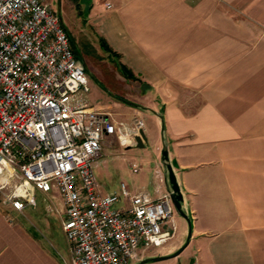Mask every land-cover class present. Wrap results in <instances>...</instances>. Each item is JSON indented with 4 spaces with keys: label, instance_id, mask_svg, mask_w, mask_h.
I'll return each mask as SVG.
<instances>
[{
    "label": "crops",
    "instance_id": "0c3cea01",
    "mask_svg": "<svg viewBox=\"0 0 264 264\" xmlns=\"http://www.w3.org/2000/svg\"><path fill=\"white\" fill-rule=\"evenodd\" d=\"M77 3L84 4L81 23L93 45L117 58L126 81L120 96L134 103L118 99L111 109L93 108L115 121L142 119L146 137L143 147L123 148L106 136L93 163L99 166L102 149H122L110 157L121 159L117 170L135 166L144 180L128 186L132 193L170 192L160 154L163 128L184 198L188 220L175 212L174 235L161 247H140L132 261L264 264V0ZM131 148H151L152 157H127ZM119 187L96 184L102 195ZM27 208L0 204V264H71L66 238V252L55 248L35 231ZM157 256L169 257L150 260Z\"/></svg>",
    "mask_w": 264,
    "mask_h": 264
},
{
    "label": "built area",
    "instance_id": "2783aa9c",
    "mask_svg": "<svg viewBox=\"0 0 264 264\" xmlns=\"http://www.w3.org/2000/svg\"><path fill=\"white\" fill-rule=\"evenodd\" d=\"M62 19L43 0H0V204L22 211L58 192L71 264H129L175 231L170 192L96 189L92 163L114 136L134 146L144 122L115 121L89 100V78ZM132 171L137 168L132 166Z\"/></svg>",
    "mask_w": 264,
    "mask_h": 264
},
{
    "label": "rangeland",
    "instance_id": "374dc122",
    "mask_svg": "<svg viewBox=\"0 0 264 264\" xmlns=\"http://www.w3.org/2000/svg\"><path fill=\"white\" fill-rule=\"evenodd\" d=\"M51 9L60 10V16L70 36L75 42V48L84 59L86 69L93 74H87L89 78V100L91 104L97 109H111L112 105L119 104L118 100L122 90L124 81L121 77L122 71L118 65L117 58H112L106 55L104 50H100L93 45L95 38L90 34L89 30L81 23V15L83 14L84 4H78L80 0H43ZM59 5V6H58ZM100 83L96 81V78ZM133 92V91H132ZM132 96L131 94H128ZM123 99H127L120 96ZM122 149L116 147H109L105 150L102 149V155L99 158V166L93 163L92 170L94 173L97 186L105 183L108 187L114 184L124 182L130 188L140 186L143 184V179L139 173L125 170L121 173L115 167V164L121 162V159L116 158L110 160L112 156H119ZM126 156L136 155L143 159L152 157L151 148L139 149H125ZM106 159L104 165L102 160ZM129 159V158H128ZM131 159V158H130ZM107 167V168H105ZM107 175H104V173ZM36 206L28 207L25 212L29 215L34 223L35 231L40 232V235L51 242L55 248L62 249L66 252L65 235L61 227L62 215V201L56 191L49 193L36 192ZM179 221L181 220L177 215ZM27 223V221H26ZM28 224V223H27ZM34 231V232H35ZM182 264H189V259L182 257ZM129 264H139V262L130 261ZM145 264H179V259L170 258L163 261L147 262Z\"/></svg>",
    "mask_w": 264,
    "mask_h": 264
},
{
    "label": "water",
    "instance_id": "95a60500",
    "mask_svg": "<svg viewBox=\"0 0 264 264\" xmlns=\"http://www.w3.org/2000/svg\"><path fill=\"white\" fill-rule=\"evenodd\" d=\"M56 12L59 15V17L61 18L59 7H58V11H56ZM66 30L68 32L67 28H66ZM68 34H69V32H68ZM69 36H70V34H69ZM70 40L72 42L73 47H75L76 46L75 42H74V40H73V38L71 36H70ZM78 56L83 61L84 65H85L84 59L82 58L80 53H78ZM85 67H86V65H85ZM86 72H87L88 75L90 74L87 69H86ZM118 98H119V100H121L123 102H126L128 104L134 105V103H132V102H130L128 100H125V99L120 98V97H118ZM161 132H162V144H161L160 154H161L162 164H163V166L166 169L168 185H169V188H170V197H171V200L173 202L175 212L177 214H179L180 216H182V217H184V218H186L188 220V217L186 215V209H185V206H184L183 194L181 192L180 186H179V184L177 182L175 173L173 171L172 165H171L170 160H169L168 149H167L166 140L164 138V129L163 128L161 129ZM135 140H136V145H135L136 147H143L144 146V142L146 141V137H145V134H144L143 130H140L139 135H137L135 137ZM190 233H191V228L189 227V232H188L187 239H189ZM168 257L169 256H157V257L150 258V260H162V259H165V258H168Z\"/></svg>",
    "mask_w": 264,
    "mask_h": 264
},
{
    "label": "trees",
    "instance_id": "16d2710c",
    "mask_svg": "<svg viewBox=\"0 0 264 264\" xmlns=\"http://www.w3.org/2000/svg\"><path fill=\"white\" fill-rule=\"evenodd\" d=\"M73 49H74V52L76 53V55H78V50L75 48V47H73Z\"/></svg>",
    "mask_w": 264,
    "mask_h": 264
}]
</instances>
